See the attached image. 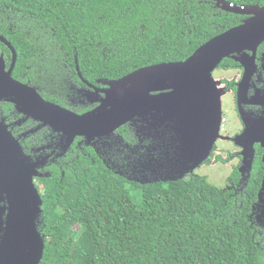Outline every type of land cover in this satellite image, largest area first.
Listing matches in <instances>:
<instances>
[{
  "label": "trees",
  "instance_id": "obj_1",
  "mask_svg": "<svg viewBox=\"0 0 264 264\" xmlns=\"http://www.w3.org/2000/svg\"><path fill=\"white\" fill-rule=\"evenodd\" d=\"M244 18L215 0H0V33L17 50L16 70L74 82L76 58L84 78L117 79L185 60ZM220 65L237 62L228 57ZM44 94L66 105L50 90ZM119 133L125 141L117 143L115 163L81 154L41 179L40 264H264V227L251 216L253 182L234 194L196 172H156L162 157L137 148L141 141L127 125Z\"/></svg>",
  "mask_w": 264,
  "mask_h": 264
},
{
  "label": "water",
  "instance_id": "obj_2",
  "mask_svg": "<svg viewBox=\"0 0 264 264\" xmlns=\"http://www.w3.org/2000/svg\"><path fill=\"white\" fill-rule=\"evenodd\" d=\"M215 1L222 9L246 18L200 45L185 60L152 64L117 79L103 80V93L92 99L98 105L84 113L45 100L36 87L14 79L18 53L0 35L12 51L9 69L0 55V100L15 103L24 114L62 133L64 150L77 136L89 140L109 137L121 126L132 124L142 139L151 138L148 150L155 151L156 140L162 138L165 150L156 160V172L160 168L194 172L210 158L221 137L223 88L218 86L214 70L225 58L235 57L244 64V78L250 79L257 70L258 48L264 42V4ZM76 68L82 77L78 58ZM245 92L239 88V99L246 96ZM5 127L0 134V201L7 191L8 206H0V264H40L46 235L38 229L43 199L35 182L37 164ZM254 130L256 126L251 132ZM151 169L154 173V167Z\"/></svg>",
  "mask_w": 264,
  "mask_h": 264
},
{
  "label": "flooded vegetation",
  "instance_id": "obj_3",
  "mask_svg": "<svg viewBox=\"0 0 264 264\" xmlns=\"http://www.w3.org/2000/svg\"><path fill=\"white\" fill-rule=\"evenodd\" d=\"M0 35L5 36L2 33H0ZM5 37L8 39L7 36ZM8 40L12 43L10 39ZM260 47L257 51V70L253 73L250 79L244 78V64L237 61L235 57H231L237 62V66L235 68H226L221 65L217 67L227 70L238 69L237 79H223L221 83L224 85H218L220 88H223L222 94L231 92L238 122L231 126L230 118L228 116H224L223 110V132H221V137L218 140L230 142L231 144H234V148L233 150H230L228 148L218 147L216 142L212 152V154H214L212 155L213 157L209 158L204 163L209 162V164H214L215 162H221V164H226L231 168V173L228 176V182L225 187L233 189L234 194H242V190H244L249 182L254 183V187L257 188L255 194L257 200L255 204H253L251 216L254 218L256 225L264 227V50ZM5 48L9 49L10 54H7ZM0 55H2L6 61V69H9L12 60V51L1 40ZM16 65L12 72L14 79L36 87L40 95L45 100L49 99L45 96L44 90H50L52 94L63 99L64 104L66 105L62 106L72 109L78 113H84L96 107L98 103L96 101L92 102V99L99 97V94L103 93L101 89L105 88V85L103 84V80L105 79H102L100 82V79L91 81L84 78L83 75L82 77L79 76L80 80H76L75 82L73 80L70 81L68 78H65L64 81H62L59 77L46 78L45 74H38L34 79L31 76L19 73L16 70ZM33 65V63L29 64L26 67L25 72L28 74L33 72ZM35 72V74H37L39 71L37 70ZM239 88L246 90V96L243 95V98L241 99H239L238 94ZM225 121L227 128L224 125ZM0 122V134H3L6 131L3 130L4 126H6L5 128L18 139L25 154L29 156L31 162L37 164L36 170L39 176L35 177V182L38 187L43 186L41 184V179L50 176L55 167H59L61 169L62 166L67 164L71 158L78 157L81 154H87L90 157L94 156L106 165L115 163L117 161V159H115V152L120 149L117 148V143L119 141H125L122 133H119V129L122 127L121 126L116 130L115 134L109 137H96L89 140L83 136H77L73 140L71 146L68 147L67 150H64L62 133L55 131L49 125H44L39 120L24 114L18 109L15 103L7 99L0 100ZM126 125L130 127V130H132V132L139 137L141 141L139 147L137 148L146 150V145L142 143L143 139L151 141V138L142 139L136 133L134 125ZM254 126L257 127V130L251 132ZM156 142V155L160 156V154L162 155L164 153L163 150H165L163 149L164 145L162 144V138L156 140ZM125 147H128L131 150L129 143H127ZM172 171L180 176L186 174V171L183 169L173 168ZM234 173L237 176L232 179L231 175ZM39 190H41L40 187ZM6 195L7 191L4 193L5 199L0 201L1 207L8 206ZM5 217L6 211H3V222H5ZM1 239L2 233L0 230V240Z\"/></svg>",
  "mask_w": 264,
  "mask_h": 264
},
{
  "label": "rangeland",
  "instance_id": "obj_4",
  "mask_svg": "<svg viewBox=\"0 0 264 264\" xmlns=\"http://www.w3.org/2000/svg\"><path fill=\"white\" fill-rule=\"evenodd\" d=\"M237 73H238V69L227 70L223 68H217L214 70L213 75L216 81H218L217 82L219 83L218 85L223 86L224 84L221 83L223 79L224 80L237 79ZM221 98L223 102L224 116L225 117L228 116L230 118V124L231 126H233L234 124L238 122V120H237V116L234 110V102L232 99V94L231 92L222 94ZM224 125L227 128L226 121ZM221 132H223V129ZM217 146L222 147V148H228L230 150H233L234 148V144H231L230 142H223L221 140L217 141ZM212 155L214 154H211L210 158L213 157ZM195 172L198 174L206 175L208 179L214 184H216L218 187H225L228 182V176L231 173V168L227 166L226 164H221V162H215L214 164H211V163L209 164V162H206L200 167H197L195 169ZM40 188L42 187L40 186Z\"/></svg>",
  "mask_w": 264,
  "mask_h": 264
}]
</instances>
